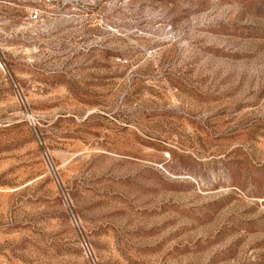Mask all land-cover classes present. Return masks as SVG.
<instances>
[{
    "label": "rangeland",
    "instance_id": "rangeland-1",
    "mask_svg": "<svg viewBox=\"0 0 264 264\" xmlns=\"http://www.w3.org/2000/svg\"><path fill=\"white\" fill-rule=\"evenodd\" d=\"M0 264H264V0H0Z\"/></svg>",
    "mask_w": 264,
    "mask_h": 264
},
{
    "label": "built area",
    "instance_id": "built-area-1",
    "mask_svg": "<svg viewBox=\"0 0 264 264\" xmlns=\"http://www.w3.org/2000/svg\"><path fill=\"white\" fill-rule=\"evenodd\" d=\"M29 16H30L31 20L38 19V17H39L38 10L37 9L32 10Z\"/></svg>",
    "mask_w": 264,
    "mask_h": 264
}]
</instances>
